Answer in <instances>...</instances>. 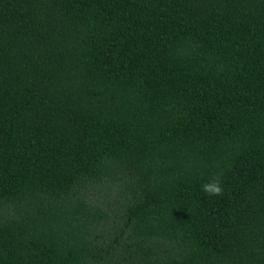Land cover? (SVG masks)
Listing matches in <instances>:
<instances>
[{"label": "trees", "instance_id": "trees-1", "mask_svg": "<svg viewBox=\"0 0 264 264\" xmlns=\"http://www.w3.org/2000/svg\"><path fill=\"white\" fill-rule=\"evenodd\" d=\"M0 264H264V0H0Z\"/></svg>", "mask_w": 264, "mask_h": 264}, {"label": "clouds", "instance_id": "clouds-1", "mask_svg": "<svg viewBox=\"0 0 264 264\" xmlns=\"http://www.w3.org/2000/svg\"><path fill=\"white\" fill-rule=\"evenodd\" d=\"M202 191L210 196H219L223 193L219 178H213L210 182L202 185Z\"/></svg>", "mask_w": 264, "mask_h": 264}]
</instances>
